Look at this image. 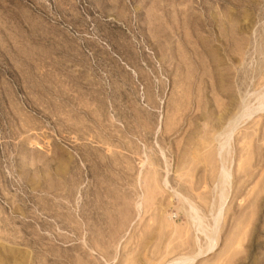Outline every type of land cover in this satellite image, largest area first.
I'll return each instance as SVG.
<instances>
[{"label": "rangeland", "instance_id": "1", "mask_svg": "<svg viewBox=\"0 0 264 264\" xmlns=\"http://www.w3.org/2000/svg\"><path fill=\"white\" fill-rule=\"evenodd\" d=\"M263 100L264 0H0V264H264Z\"/></svg>", "mask_w": 264, "mask_h": 264}, {"label": "bare ground", "instance_id": "2", "mask_svg": "<svg viewBox=\"0 0 264 264\" xmlns=\"http://www.w3.org/2000/svg\"><path fill=\"white\" fill-rule=\"evenodd\" d=\"M260 93V92H259ZM263 95H261V97H262ZM264 101V100H263ZM262 100H260V101H258V104H257V106L256 107H247L246 105V107L245 108H243V110L241 111V113H239L233 120H232V122H231V127H230V131L232 132L233 131V129L237 126V124H238V121H239V119L241 118V116H243V115H245V116H247V117H249V115L250 114H252V112L253 111H255V110H259V109H262L261 108V106H262ZM230 132V133H231ZM227 136V135H226ZM229 138V137H228ZM227 141H228V139L226 140V138L224 137V141L222 142V143H220V147L222 148V147H224V145H226L227 144ZM228 147V146H227ZM222 150V149H221ZM228 178H229V171L228 170H226V168L222 165L221 166V170H220V173H219V179H220V183L223 185V183H225V181H227L228 180ZM218 179V180H219ZM220 184V185H221ZM221 185V187L220 188H222V190H223V186ZM221 189H220V195H219V200H220V205H221V203L223 202V199H224V197H225V195H224V192L222 191ZM192 220H194V218L192 219ZM201 222H202V220H201ZM197 223L200 225V218L199 217H197ZM199 227V226H198ZM201 230V229H200ZM214 234H215V230H213V233H211V235L209 236V238L210 237H212V238H214ZM211 239V238H210ZM211 242V241H210ZM212 244L209 246V247H212V245H213V240H212V242H211ZM206 251V250H205ZM202 253H204V251H201L200 250V252H197L196 253V255H193V256H186V257H181L182 259H180V260H177V261H173L172 263L173 264H180L182 261H184V263L185 264H191V262L194 260V258L197 256V255H200V254H202Z\"/></svg>", "mask_w": 264, "mask_h": 264}]
</instances>
